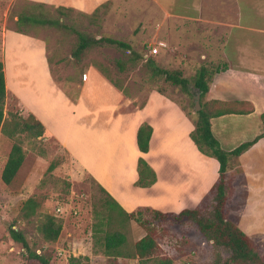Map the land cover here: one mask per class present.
<instances>
[{"label": "crops", "instance_id": "1", "mask_svg": "<svg viewBox=\"0 0 264 264\" xmlns=\"http://www.w3.org/2000/svg\"><path fill=\"white\" fill-rule=\"evenodd\" d=\"M26 1L84 13L107 2ZM177 1L180 0H157L164 16L174 22L171 27L163 28V45L170 52L167 56L173 62L178 58L190 59L197 69L202 65L225 63L227 69L214 75L203 101L243 102L247 105L233 109L252 110L247 114H226L210 120L212 135L220 147L233 150L263 131L264 0H189L182 12H175ZM220 29L222 36L218 38ZM169 33L175 37L174 41L169 40ZM11 35L27 42L31 40L25 34H4L3 47ZM42 53L43 49L34 53L35 74L45 86L51 87L53 83L57 87L52 86L44 100L51 112L40 108L41 111L28 102L25 94L32 87L34 77L26 72L21 74V87L17 84L9 87L5 76L6 93L10 90L19 98L25 112L43 125L45 136L58 143L79 171L90 175L127 213L150 209L162 214H178L184 209L202 206L218 178L219 163L201 154L192 142L190 133L194 130V122L187 115V109H182V104L154 89L138 109L133 100L127 99L94 67L84 68L77 77L79 91L73 102L54 82ZM159 63L165 60H159L158 66ZM182 65L178 70L187 79L185 64ZM83 75H86L85 80ZM189 87L195 93L191 84ZM183 101L188 104L189 98L184 96ZM144 123L152 128L147 153H141L136 142L137 130ZM139 158L156 174V182L148 188L135 186ZM236 165L241 175L235 171ZM241 180H244V190L240 188ZM240 195L243 204L239 214L233 219L228 215L227 218L252 240L261 237L264 241V137L229 164L226 214Z\"/></svg>", "mask_w": 264, "mask_h": 264}, {"label": "rangeland", "instance_id": "2", "mask_svg": "<svg viewBox=\"0 0 264 264\" xmlns=\"http://www.w3.org/2000/svg\"><path fill=\"white\" fill-rule=\"evenodd\" d=\"M32 3L26 0H13L9 3L0 1V61L3 62L9 87L11 84L19 86L21 74L25 72L34 77V83L30 89L27 88L25 96L39 110L51 112L44 105L45 96L50 94L52 86L57 88L53 83L51 87L45 86L43 80L35 74L34 53H40L43 49L42 54L49 63L54 82L69 96L79 91L77 77L81 76L83 69L94 67L137 105L145 100L151 90L160 89L167 97L182 104L187 111L194 112L189 106L193 101L190 96L179 87L165 83L162 78H153L143 61L132 64L128 52L113 47H95L86 51L79 62L73 60L71 51L77 38L69 30L27 27L26 36L32 41L27 42L11 35L3 47L6 38L4 34L16 33L17 13L39 11L30 7ZM185 3L188 4L189 0L177 1L175 12H182ZM98 8L95 14H92L93 11L84 13L67 8L71 11L63 12V16L57 11V6L45 4L40 10L48 17L62 18L68 27L95 38L111 37L124 41L134 51L145 54L144 58L151 56L157 63L164 59L165 63H159L161 68L175 71L185 64L186 77L192 84L193 73L198 70L196 65H192L187 58H178L177 62H173L166 54L170 52L163 45V28L171 27L174 22L169 16H164L157 0H107ZM221 31H218L216 37L222 36ZM169 34V40L174 41L173 34ZM36 43L42 44V48ZM153 48L157 49L156 54L151 53ZM214 50L217 53L216 47ZM118 63L125 67L123 72ZM184 96L189 98L188 104L183 101ZM10 113L22 118L28 114L22 108L19 98L7 90L3 106L5 120ZM19 138L23 142L24 161L12 183L5 185L1 182V172L12 141L0 133V264H29L25 249L11 237V227L22 233L36 254L49 258L50 264H153V260L141 261L134 256V244L147 233L152 235L158 246L156 254L169 257L172 264H222L228 257L227 252L205 241L197 225L186 218L176 222L171 217L160 218L141 210L134 220L122 222V218L113 209L112 221L105 224L109 214L106 196L100 192L91 176L79 171L54 139L45 135L30 138L27 134ZM51 165L52 170H48ZM28 199L34 200L36 208L26 216L28 210L25 202ZM242 204L240 195V199L234 201L226 215L235 218ZM201 208L207 213L210 211V198L205 200ZM47 216L61 225L58 238L52 242L46 241L39 231ZM101 221V232L94 234V225ZM113 231H119L125 236V243L118 248L120 254L117 256L104 251L101 239L104 232ZM253 240L259 244L264 259L263 239L257 237Z\"/></svg>", "mask_w": 264, "mask_h": 264}, {"label": "trees", "instance_id": "3", "mask_svg": "<svg viewBox=\"0 0 264 264\" xmlns=\"http://www.w3.org/2000/svg\"><path fill=\"white\" fill-rule=\"evenodd\" d=\"M44 5L45 4L42 3L30 4V7L39 9L37 13L25 11L17 13V20L15 22L17 27L15 28V32L26 35V28L32 26L53 27L57 29L69 30L77 38V43L71 51V58L77 62L81 60L86 51L95 47H113L128 52L129 60L132 64L143 61L145 67L151 72V76L153 78H162L165 83L170 84L171 86L179 87L184 94L193 99L189 106L194 112L191 113L186 111L187 115L194 122V130L190 133V138L201 154L214 158L219 163L218 178L206 197V199L210 198L211 200V209L207 213L200 206L192 210L184 209L178 214H162L155 210H145L153 213L156 217H171L176 222H181L184 218L194 222L205 241L211 242L216 248L222 249L228 253V257L222 264H264L259 244L246 236L238 228L235 222L230 221L225 212L229 164L238 158L242 153L246 152L258 140L264 137V113L261 115L263 123L262 133L253 140L242 143L233 150L226 151L220 147L219 143L213 137L210 128V120L226 114H247L252 110L233 109L234 106L247 105L243 102L226 103L219 101H203L214 75L225 71L227 69V65L225 63L217 65H202L193 76L191 85L193 86L195 93H192L189 87L190 81L182 76L180 70L172 71L159 67L153 57L147 56L144 58L145 54L134 51L132 47L124 41L116 40L111 37L95 38L84 32L68 27L62 18H52L46 16L44 12L40 10L44 7ZM98 9L99 8L97 7L92 14H95ZM57 11L62 13L61 15L63 16V12L71 11V9L57 6ZM118 66L120 71L123 72L125 70V67L122 64L118 63ZM97 71L127 99H130L129 96L113 82H111V80H109L103 72L99 69ZM156 90L159 93L164 94L160 89ZM197 93L200 97V109L195 111L194 96ZM67 96L74 102L78 97V92H76L73 96ZM5 98L6 85L4 66L3 62L0 61V133L12 141L10 152L1 172V182L5 185H10L24 161V151L22 149L23 142L19 136L27 134L30 138H40L45 135V130L43 125L30 113L27 114L26 118L10 113L8 119L5 120L3 115ZM144 103L145 100L139 105L133 102V105L134 107L140 109L143 107ZM182 109L186 110L183 107ZM151 134L152 128L148 124L144 123L139 126L136 134V142L138 150L141 153L148 152ZM235 169L239 175L242 174L238 165H236ZM48 170H52V165ZM137 174L138 179L135 183L136 187L148 188L156 182L155 172L142 158H139L137 162ZM97 186L100 192L104 193L106 196V208L108 209L109 214L106 218L105 224H109L112 221L113 209L116 210L119 217L122 218V222L134 220L136 215L141 211L137 210L130 213L125 212L116 202H114V200L110 198L104 189H102L98 184ZM240 188L242 190L245 189L244 180L240 181ZM206 199L202 201V205ZM25 207L28 210L26 216H29L35 210L36 203L33 199H28L25 202ZM102 223L103 221L94 225V234H99L101 232L100 227L102 226ZM39 231L46 241L52 242L58 238L61 232V225L56 223L52 217L47 216L45 217L44 222L40 225ZM10 234L13 240L20 243L25 249L29 264H50L49 258L44 255L36 254L35 251L28 246L22 233L11 227ZM101 239L104 251L110 254L113 253L116 256L120 254L118 248L125 243V236L119 231L104 232V236H102ZM157 251L158 246L150 233H147L134 244V256H136L139 260H153V264H172L169 257L158 256V254H156Z\"/></svg>", "mask_w": 264, "mask_h": 264}, {"label": "water", "instance_id": "4", "mask_svg": "<svg viewBox=\"0 0 264 264\" xmlns=\"http://www.w3.org/2000/svg\"><path fill=\"white\" fill-rule=\"evenodd\" d=\"M199 94L197 93L195 96H194V105H195V111H198L200 109V103H199Z\"/></svg>", "mask_w": 264, "mask_h": 264}, {"label": "built area", "instance_id": "5", "mask_svg": "<svg viewBox=\"0 0 264 264\" xmlns=\"http://www.w3.org/2000/svg\"><path fill=\"white\" fill-rule=\"evenodd\" d=\"M152 54H156L157 53V49L156 48H153L152 51H151ZM83 79L85 80L86 79V75H83Z\"/></svg>", "mask_w": 264, "mask_h": 264}]
</instances>
